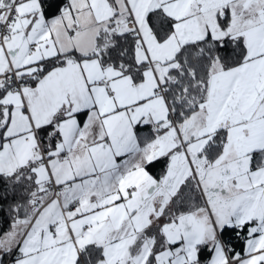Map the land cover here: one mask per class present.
<instances>
[{
    "label": "snow or ice",
    "instance_id": "1",
    "mask_svg": "<svg viewBox=\"0 0 264 264\" xmlns=\"http://www.w3.org/2000/svg\"><path fill=\"white\" fill-rule=\"evenodd\" d=\"M0 264H264V0H0Z\"/></svg>",
    "mask_w": 264,
    "mask_h": 264
}]
</instances>
